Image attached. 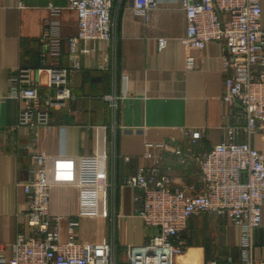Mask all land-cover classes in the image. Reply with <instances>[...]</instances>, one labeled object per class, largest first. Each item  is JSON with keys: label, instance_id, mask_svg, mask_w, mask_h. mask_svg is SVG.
<instances>
[{"label": "crops", "instance_id": "0c3cea01", "mask_svg": "<svg viewBox=\"0 0 264 264\" xmlns=\"http://www.w3.org/2000/svg\"><path fill=\"white\" fill-rule=\"evenodd\" d=\"M156 1L146 17L125 0L115 11L114 40L81 43L89 50L80 54L81 67L69 76L79 97L52 111L35 145L47 157L51 211L60 217L62 238L68 237V222L77 220V238L115 243L118 264L126 263L127 244H145L156 232L137 214L140 191L123 186L125 178L141 166L148 173L157 168L173 177L174 186L192 191L194 185L199 191V165L189 157L181 160L163 144L181 145L185 153L189 147L205 151L225 139L228 125L239 126L238 139L247 140L242 105L222 99L223 44L214 40L203 49L186 46L180 0ZM69 2L0 0V252L8 256L17 233L26 227L28 201L17 182L29 179L34 165L31 139L17 127L21 103L10 94V74L20 65L40 64L50 3L62 8L54 27L61 38L59 65L72 66L68 38L78 31V16ZM262 8L264 26V0ZM160 37L168 38L163 48ZM188 56L195 58L193 67L187 65ZM43 79L47 82L46 74ZM41 89L49 92L46 85ZM189 128L202 130L205 137L193 144L186 135ZM253 145L264 151V131L254 136ZM184 234L189 249L177 257L179 264L237 262L241 228L228 218L211 212L193 215ZM254 240L259 264L264 260V206Z\"/></svg>", "mask_w": 264, "mask_h": 264}, {"label": "built area", "instance_id": "2783aa9c", "mask_svg": "<svg viewBox=\"0 0 264 264\" xmlns=\"http://www.w3.org/2000/svg\"><path fill=\"white\" fill-rule=\"evenodd\" d=\"M136 12L148 17L156 0H127ZM263 0H180L187 20L186 34L181 38L188 47L203 49L210 41L223 44L225 86L222 99L226 104L239 102L246 120L247 140L238 139L240 127L226 126L225 139L205 151L185 153L181 145L171 147L181 160L188 157L199 165L201 189L174 186V179L159 169L147 172L145 166L125 178L123 186L137 188L140 206L137 214L149 227L156 228L148 242L125 246V264H179L177 257L186 253L189 242L185 230L193 215L203 212L224 216L241 228V244L237 262L257 264L255 230L262 225L264 206V151L253 145L254 136L264 131V26ZM125 0H70L76 10L78 31L68 38L72 66H60L61 38L54 33L55 17L62 8L48 5L40 37L45 51L36 66H18L10 74L11 95L19 99V121L34 147V165L29 179L20 178L28 205L26 227L17 233L8 256L0 252V264H118L117 245L112 242L80 241L76 236L77 220L68 222V237L62 238L60 217L51 211L52 181L48 175L47 157L36 145L41 130L51 122L57 107H66L77 96L70 87L72 70L81 67L80 54L88 48L82 42L114 40L117 20L115 11ZM160 48L168 43L160 37ZM188 67L195 58L188 56ZM47 75L44 82L43 75ZM46 85L48 91L41 88ZM108 96H104L106 98ZM109 98H112L109 96ZM194 144L205 137L196 128L186 130ZM150 145V144H148ZM187 155V156H186ZM146 156H151L146 151ZM129 160V156H124ZM204 264H219L211 259ZM259 264H264L261 260Z\"/></svg>", "mask_w": 264, "mask_h": 264}]
</instances>
